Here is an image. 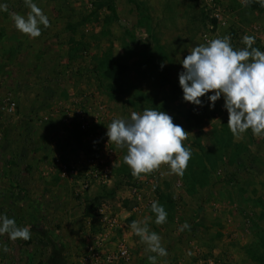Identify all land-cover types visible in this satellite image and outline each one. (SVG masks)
I'll use <instances>...</instances> for the list:
<instances>
[{
  "label": "rangeland",
  "instance_id": "374dc122",
  "mask_svg": "<svg viewBox=\"0 0 264 264\" xmlns=\"http://www.w3.org/2000/svg\"><path fill=\"white\" fill-rule=\"evenodd\" d=\"M34 2L50 26L32 38L16 29L11 16H27L24 0H0L7 6L0 11V214L31 229L27 241L0 235V264H82L89 244L102 255L124 244L132 256L91 264H148L155 253L135 235L133 221L161 237L167 256L157 264H203L208 256L223 264H264V135L249 129L234 136L223 97L214 108L206 97L203 107L182 99L180 59L205 43L201 33L216 23L202 0ZM217 2L224 22L211 39L228 36L241 49L242 37L251 35L253 47L264 52L258 0ZM7 97L16 102L13 114L1 109ZM145 108L167 112L187 132L183 143L191 158L183 175L162 165L133 177L123 162L127 150L108 141L114 118ZM219 114L223 123L214 121ZM59 161L84 169L108 165L111 181L94 179L79 191L69 176L45 177V166ZM140 181L151 202L168 213L164 224L154 222L151 204L138 213L132 209L130 186ZM100 208L106 209L103 217Z\"/></svg>",
  "mask_w": 264,
  "mask_h": 264
},
{
  "label": "clouds",
  "instance_id": "9594fccd",
  "mask_svg": "<svg viewBox=\"0 0 264 264\" xmlns=\"http://www.w3.org/2000/svg\"><path fill=\"white\" fill-rule=\"evenodd\" d=\"M264 7V0H258ZM30 9L27 16L12 13L16 29L32 38L41 35V26L47 28L50 21L34 0H24ZM7 6L0 4V11ZM245 47L234 49L230 37L214 38L189 49L180 59L182 71L178 74L182 99L195 106H204L206 97L209 108L223 97V108L228 112L227 125L231 133L240 137L249 129L252 135H264V52L253 47L256 37L244 35ZM164 65L161 64V68ZM182 126L174 124L165 111L145 108L142 113L130 117L114 118L107 125L106 136L118 148L126 149L123 162L130 168L133 177L149 174L167 165L170 174L183 175L191 158V149L184 145L187 139ZM155 223L167 221L165 208L158 201L151 202ZM135 235L155 255L148 257L149 264H157L158 257L167 256L161 237L150 231L146 224L133 221L130 225ZM188 227L187 224L184 225ZM12 241L31 238L28 226H19L15 218L0 214V235ZM7 251V249H4Z\"/></svg>",
  "mask_w": 264,
  "mask_h": 264
},
{
  "label": "built area",
  "instance_id": "2783aa9c",
  "mask_svg": "<svg viewBox=\"0 0 264 264\" xmlns=\"http://www.w3.org/2000/svg\"><path fill=\"white\" fill-rule=\"evenodd\" d=\"M201 4L204 8L207 9V12H209L210 17L216 20V23L214 24L212 23L207 24V29L201 33L202 41L206 42L208 40H211L212 29L215 28L216 24H222L224 20H222L221 18L222 12L220 11V6L218 5L217 0H202ZM117 19L118 21L121 20L120 17H118ZM251 25L256 30L259 27V24L257 23H253ZM260 31H262L261 40L264 41V30H260ZM15 106H16V102L12 100L11 98L7 97V99L1 105V109L4 110L5 112L13 114L15 112ZM104 146H106V148L108 149L110 147L109 142L108 141L105 142ZM85 166L86 165L82 166L77 162H71L67 164L62 163L61 173L64 176H69V178L72 179L74 183H76V186L77 185L79 186V189H78L79 191L86 190L91 185L92 180L94 179L97 183H101V184L110 183L111 177H110V168L108 167V165L98 166V167H94L91 169H84ZM143 185H145L144 182L140 181V182H137V184L130 186L131 192H133L134 194L132 196H135L136 198L134 199L136 200V203H134V205L132 206V209L136 211L137 213L149 207V205L151 204L152 197L150 196V193H147V194L144 193ZM98 212L100 213V215L102 214L105 216L106 209L100 208L98 209ZM114 223H116V218L112 217L108 219L107 225H110L112 227ZM243 231H244L243 233L249 232L247 227H244ZM95 248L96 246H94L93 244L87 245L86 254L81 256L82 264H91L95 260H96L95 262H97V259L100 260L101 262L106 261L109 263L119 261V260L128 262L131 260V257H132L130 249L124 244L119 245L118 249H116L115 252H111V253L109 252L103 255L100 254L98 251H96ZM202 263L203 264H223L221 262H217L214 259V257H210V256L203 259ZM162 264H179V263L176 262L175 260L168 259L164 261Z\"/></svg>",
  "mask_w": 264,
  "mask_h": 264
},
{
  "label": "crops",
  "instance_id": "0c3cea01",
  "mask_svg": "<svg viewBox=\"0 0 264 264\" xmlns=\"http://www.w3.org/2000/svg\"><path fill=\"white\" fill-rule=\"evenodd\" d=\"M170 83V82H169ZM167 85V84H166ZM214 121L215 122H218V123H223V121H224V116L223 115H221V114H219V115H217V116H215V118H214ZM56 159H59V156H56ZM61 163H62V161H59V164H58V166L57 167H55V165H51V166H49V167H47V166H45V170H44V176H45V174H55L56 176H58L57 175V173L59 172V174L62 176V173H61ZM240 169L242 168V167H239ZM46 177V176H45ZM59 178V177H58Z\"/></svg>",
  "mask_w": 264,
  "mask_h": 264
}]
</instances>
